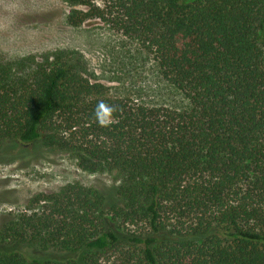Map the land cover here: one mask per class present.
Wrapping results in <instances>:
<instances>
[{
    "label": "trees",
    "instance_id": "1",
    "mask_svg": "<svg viewBox=\"0 0 264 264\" xmlns=\"http://www.w3.org/2000/svg\"><path fill=\"white\" fill-rule=\"evenodd\" d=\"M61 2L67 25L134 41L182 104L113 93L76 52L0 61V156L38 145L115 183L36 195L0 264H264V0Z\"/></svg>",
    "mask_w": 264,
    "mask_h": 264
},
{
    "label": "rangeland",
    "instance_id": "2",
    "mask_svg": "<svg viewBox=\"0 0 264 264\" xmlns=\"http://www.w3.org/2000/svg\"><path fill=\"white\" fill-rule=\"evenodd\" d=\"M61 0H0V61L23 58L40 61L55 51L82 56L88 76L114 87L143 104L181 106L178 93L160 77L151 57L132 40L95 23L71 27ZM0 156V228L12 216L41 211L31 206L39 194H50L67 184L113 192L114 182L104 174H88L72 159L38 145L28 151Z\"/></svg>",
    "mask_w": 264,
    "mask_h": 264
},
{
    "label": "clouds",
    "instance_id": "3",
    "mask_svg": "<svg viewBox=\"0 0 264 264\" xmlns=\"http://www.w3.org/2000/svg\"><path fill=\"white\" fill-rule=\"evenodd\" d=\"M111 112L112 109L110 107L104 105L102 102L99 103L97 105V111H96L98 122L101 125H106L109 122Z\"/></svg>",
    "mask_w": 264,
    "mask_h": 264
}]
</instances>
